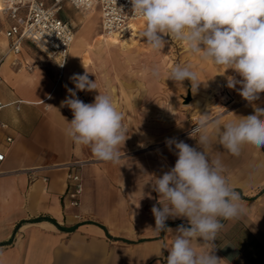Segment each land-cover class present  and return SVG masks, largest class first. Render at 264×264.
<instances>
[{
	"label": "crops",
	"instance_id": "crops-1",
	"mask_svg": "<svg viewBox=\"0 0 264 264\" xmlns=\"http://www.w3.org/2000/svg\"><path fill=\"white\" fill-rule=\"evenodd\" d=\"M71 8L65 4L63 20L72 16ZM0 14V59L4 57L0 65V121L6 125L0 133V152L4 154L0 162V264H167L170 253L164 247L171 245L178 226H189L188 220L169 218L166 225L172 231L158 233L153 230L151 209L160 207L153 184L174 167L178 159L175 146L169 150L166 142L157 144L156 139L138 135L131 130L125 112L127 139L120 145L118 162L101 161L89 147L74 144L65 131L73 113L61 102L69 96L65 85L75 90L70 80L74 74L87 71L89 79L95 81L92 52L81 50L83 45L72 50L77 41L83 44L92 38L91 24L74 30L73 44L61 69L28 41L22 43L19 54L8 53L9 40L4 33L12 22L3 11V0ZM129 32L133 33L131 26ZM85 57L89 59L86 64ZM220 72H224L223 67ZM228 76L242 79L232 69L223 76L235 108L208 118L219 119L221 124L254 114L253 106L239 95L241 85L227 87ZM92 91H77V96L93 103ZM111 98L119 107L139 104L126 97L111 94ZM254 104L264 108V93ZM207 134L206 152L211 159L220 160L224 175L244 205L240 216L222 220L213 252L221 264H264V148L245 144L240 155L234 156L219 144L213 127H208ZM194 137L187 130L178 140L203 151ZM150 145L154 147L149 149ZM71 161L87 162L80 171L82 193L77 208L70 207L65 196L64 165ZM37 167L42 170L28 175V170ZM202 243L194 240L193 247L197 251L208 247Z\"/></svg>",
	"mask_w": 264,
	"mask_h": 264
},
{
	"label": "clouds",
	"instance_id": "clouds-1",
	"mask_svg": "<svg viewBox=\"0 0 264 264\" xmlns=\"http://www.w3.org/2000/svg\"><path fill=\"white\" fill-rule=\"evenodd\" d=\"M132 11L142 18L140 32L152 51H161L165 36L187 45L193 54H201L202 61L222 66L224 72L234 70L236 76L227 77V87L238 89L239 95L253 106L254 114L221 124L219 119H201L190 134L199 133L198 145L203 151L170 138L166 146L178 157L174 167L155 179L153 190L159 194V205L151 209L155 218L154 231H172L166 225L169 218H187L189 226L180 225L170 246L167 264H221L213 241L223 228L222 220L234 219L244 211L241 196L224 175L219 159H211L205 150L209 143L207 129L213 127L218 142L229 153L239 156L242 147L250 144L264 148V108L254 104L264 93V0H129ZM63 66V64H61ZM83 75L74 74L70 80L75 90L65 85L69 96L61 102L71 109L73 119L68 122L66 135L76 145L89 147L92 154L105 162H118L120 145L127 139L123 115L117 110L109 94L99 93L93 103H85L77 91L96 90V83ZM159 75L158 69L153 70ZM168 79L177 83L190 80L198 86L192 65L173 66ZM143 146V145H141ZM202 240L201 251L193 241Z\"/></svg>",
	"mask_w": 264,
	"mask_h": 264
},
{
	"label": "rangeland",
	"instance_id": "rangeland-1",
	"mask_svg": "<svg viewBox=\"0 0 264 264\" xmlns=\"http://www.w3.org/2000/svg\"><path fill=\"white\" fill-rule=\"evenodd\" d=\"M65 4L59 13L61 19L65 17ZM71 11L72 16L76 14L77 18L71 16L65 20L72 23L75 32L87 23L91 24L93 32L90 40L83 44L77 41L75 47L78 49L83 45L81 50L92 52V74L96 91L93 90L91 96L96 97L99 93L112 94L115 98L126 97L132 103H139L115 106L122 115L125 112L130 117L131 130L141 137L145 136L151 141L156 139L157 144H164L167 139L185 136L187 130L198 124L201 115L209 114V118L235 108V105H231L233 95L223 85L224 75L220 72L222 66L202 61L201 54L190 52L185 43L165 36V47L161 51H152L139 35L144 28V21L141 19L134 23L138 27L137 34L128 32L119 38L121 42H125V46L119 45L112 49L98 47L95 39L103 35L99 9L85 13L72 7ZM2 29L3 17L0 14V38ZM86 30L87 27L82 34ZM27 45L32 48L30 44ZM114 49L118 52H113ZM98 50L102 51L97 52ZM177 64L192 65L199 82L196 90L190 80L177 83L168 79L170 69ZM156 69L159 71L158 76L152 74ZM212 102H217L218 106L213 107L210 104ZM153 147L154 145H150L148 148Z\"/></svg>",
	"mask_w": 264,
	"mask_h": 264
},
{
	"label": "built area",
	"instance_id": "built-area-1",
	"mask_svg": "<svg viewBox=\"0 0 264 264\" xmlns=\"http://www.w3.org/2000/svg\"><path fill=\"white\" fill-rule=\"evenodd\" d=\"M65 3L85 13L98 8L103 34H126L131 24L142 19L134 14L129 0H50L49 4H46L45 0H3L5 7L3 11L12 22L4 33L9 40L8 53L19 54L22 43L28 41L62 69L74 40L73 27L59 17ZM3 60L4 57L0 59V65ZM1 81L0 75V83ZM2 107L3 104L0 102V111ZM5 127L6 125L0 121V133ZM195 127L189 129L190 134ZM7 141L11 142V138ZM3 159L4 154L0 152V162ZM86 164V161H71L64 165L67 170L65 196L70 207L77 208L80 205L82 193L80 171ZM39 170L42 168L37 167L27 172L33 176ZM2 175L0 172V176ZM42 180L47 181V178L42 177Z\"/></svg>",
	"mask_w": 264,
	"mask_h": 264
},
{
	"label": "bare ground",
	"instance_id": "bare-ground-1",
	"mask_svg": "<svg viewBox=\"0 0 264 264\" xmlns=\"http://www.w3.org/2000/svg\"><path fill=\"white\" fill-rule=\"evenodd\" d=\"M3 10H5V7H3ZM91 12V11H90ZM89 13V12H88ZM131 28H132V31L133 33L132 34H135L137 32V27L133 24L130 25ZM124 37V34L123 35H119V34H116V33H113V34H103V35H99L98 38H96V42H97V46H104L105 48H109V49H112V48H116L117 46L121 45H125V42H121V38ZM120 38V39H119ZM77 45H75L76 47ZM73 46L72 50L75 48ZM98 51H102V50H98ZM89 59L85 57L84 59V63H88ZM218 106V103L217 102H214L213 103V107H217Z\"/></svg>",
	"mask_w": 264,
	"mask_h": 264
},
{
	"label": "trees",
	"instance_id": "trees-1",
	"mask_svg": "<svg viewBox=\"0 0 264 264\" xmlns=\"http://www.w3.org/2000/svg\"><path fill=\"white\" fill-rule=\"evenodd\" d=\"M11 240H9L6 244H10Z\"/></svg>",
	"mask_w": 264,
	"mask_h": 264
}]
</instances>
